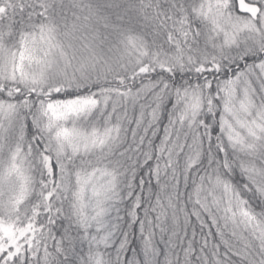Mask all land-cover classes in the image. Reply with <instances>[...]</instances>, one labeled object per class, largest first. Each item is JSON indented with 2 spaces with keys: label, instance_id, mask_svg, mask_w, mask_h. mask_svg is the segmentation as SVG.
I'll return each mask as SVG.
<instances>
[{
  "label": "snow or ice",
  "instance_id": "snow-or-ice-1",
  "mask_svg": "<svg viewBox=\"0 0 264 264\" xmlns=\"http://www.w3.org/2000/svg\"><path fill=\"white\" fill-rule=\"evenodd\" d=\"M0 264H264V0H0Z\"/></svg>",
  "mask_w": 264,
  "mask_h": 264
}]
</instances>
